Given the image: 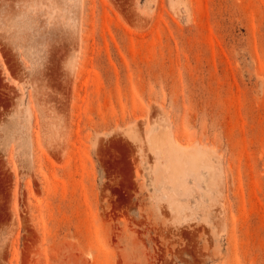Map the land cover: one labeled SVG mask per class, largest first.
Masks as SVG:
<instances>
[{"label": "rangeland", "instance_id": "rangeland-1", "mask_svg": "<svg viewBox=\"0 0 264 264\" xmlns=\"http://www.w3.org/2000/svg\"><path fill=\"white\" fill-rule=\"evenodd\" d=\"M0 264H264V0H0Z\"/></svg>", "mask_w": 264, "mask_h": 264}, {"label": "bare ground", "instance_id": "bare-ground-1", "mask_svg": "<svg viewBox=\"0 0 264 264\" xmlns=\"http://www.w3.org/2000/svg\"><path fill=\"white\" fill-rule=\"evenodd\" d=\"M167 133V132H165ZM162 136V134H161ZM169 135H165L163 136L164 139H167ZM170 139V138H168ZM166 141V140H165ZM169 145H171L170 147L172 148V162H171V168H172V173L174 175V179L179 182L180 184L184 183L182 179V176L185 172V164L184 161L186 160L187 163L192 164L191 165V169L195 170L197 169V166L200 164L201 161V152L199 151H195V150H191V149H187V148H183L180 147V145H177V141H175V143H172L170 140L166 141ZM207 164L209 166L213 167V164L211 162L210 159H206ZM184 178V176H183Z\"/></svg>", "mask_w": 264, "mask_h": 264}]
</instances>
